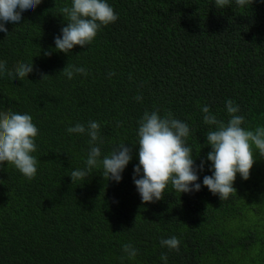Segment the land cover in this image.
<instances>
[{"label":"trees","instance_id":"16d2710c","mask_svg":"<svg viewBox=\"0 0 264 264\" xmlns=\"http://www.w3.org/2000/svg\"><path fill=\"white\" fill-rule=\"evenodd\" d=\"M70 3L42 0L0 32V61L34 68L22 81L0 75V111L27 113L39 129L34 179L0 164V264H164V253L167 264H264V158L257 153L249 179L237 174L236 193L221 201L203 186L212 174L205 135L215 127L201 112L208 105L227 122L231 99L244 127L264 126V0L223 9L214 0H107L117 21L65 54L54 40ZM67 64L89 75L69 80L60 73ZM155 109L189 125L186 143L204 168L199 191L180 194L169 184L163 199L142 203L133 182L138 121ZM89 121L101 125L102 157L119 143L132 149L120 182L104 178L102 166L72 182L90 145L66 129ZM171 236L178 252L160 245ZM127 243L135 259H121Z\"/></svg>","mask_w":264,"mask_h":264},{"label":"clouds","instance_id":"9594fccd","mask_svg":"<svg viewBox=\"0 0 264 264\" xmlns=\"http://www.w3.org/2000/svg\"><path fill=\"white\" fill-rule=\"evenodd\" d=\"M253 0H235L239 7L252 4ZM42 0H0V32H8L6 23L19 24L22 13L35 9ZM215 6L223 9L231 4V0H214ZM61 16L66 26L61 28V35L55 37L56 51L68 54L79 45H90L102 27L115 23L118 15L107 0H71L70 5L61 8ZM34 71L33 63L18 62L12 69L7 61H0V75H7L12 80H23ZM69 80L74 75H89L86 68L67 64L60 72ZM43 79L49 76L40 73ZM109 72L108 76H114ZM131 79V76L129 77ZM141 101L142 95L134 97ZM227 122L219 120L212 114L208 105L201 107L205 125L214 126L215 130L206 133V143L211 151L207 153V161L211 162V175H205L203 186L220 200H227L236 193L234 182L237 174L244 180L249 179L257 153L264 158V126L257 125L254 130L244 127L246 118L240 113V107L233 100L226 101ZM117 126H122L117 122ZM101 125L97 121H89L87 126L76 123L66 129L69 134H86L89 137V150L85 168L71 171L73 183L85 181L93 168L102 166V176L107 180L120 182L122 172L132 160V149L125 143L115 145L107 155L101 153L98 142L103 143ZM39 129L33 123L31 115L12 111H0V164L15 167L25 178L34 179L37 174L38 160L32 155L37 151L36 137ZM190 134L189 125L174 117L171 111L163 116L159 109L151 112L145 110L138 121V157L139 163L134 167L133 182L141 197L142 203L159 201L164 198L166 187L170 184L173 190L181 193L199 191L201 184L197 181L198 170L203 171L204 161L197 166L193 150L186 140ZM102 157V158H101ZM139 177V178H137ZM181 241L176 236L161 239V247L170 251H179ZM126 257L135 259L138 255L131 243L122 245ZM160 259L167 264L168 256L162 254Z\"/></svg>","mask_w":264,"mask_h":264}]
</instances>
